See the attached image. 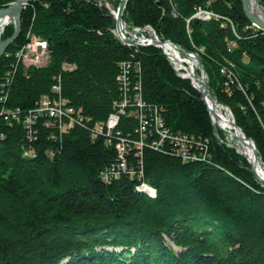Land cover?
Returning a JSON list of instances; mask_svg holds the SVG:
<instances>
[{
  "label": "trees",
  "instance_id": "1",
  "mask_svg": "<svg viewBox=\"0 0 264 264\" xmlns=\"http://www.w3.org/2000/svg\"><path fill=\"white\" fill-rule=\"evenodd\" d=\"M122 17L197 53L212 97L264 162V30L240 0H127ZM20 21L18 38L0 54V108L59 95L74 124L65 132L39 118L30 140L21 123L0 115V264H264V181L245 156L216 141L200 93L158 47L121 42L112 15L88 0L34 1ZM29 28L47 41L46 64L24 67L15 55ZM13 30L5 26L2 37ZM136 92L146 114L155 109L162 128L203 157L183 162L170 140L159 148L143 140L136 157ZM124 98L116 127L131 139L126 159L154 197L137 191L126 171L108 182L99 176L119 160V136L105 143L91 129Z\"/></svg>",
  "mask_w": 264,
  "mask_h": 264
},
{
  "label": "rangeland",
  "instance_id": "2",
  "mask_svg": "<svg viewBox=\"0 0 264 264\" xmlns=\"http://www.w3.org/2000/svg\"><path fill=\"white\" fill-rule=\"evenodd\" d=\"M88 2H91V3H93V5H95L97 8H99V9H101V10H103V11H106L108 14H110V15H112V17H113V19L115 18V16H114V12H115V10H116V7H117V5H118V3H119V0H88ZM127 2V1H126ZM29 3H31V2H29ZM29 3H27V4H29ZM260 5V4H259ZM26 6V4L24 5V7ZM23 7V8H24ZM262 7V6H261ZM264 9V8H263ZM23 10V9H22ZM123 15V14H122ZM124 20V19H123ZM124 22H125V24H126V26L125 27H127L128 28V33L129 34H126L125 36H127L128 38H130V39H133V40H136V42H138V43H140V41L141 40H145V38H150V37H152V38H155V33H157L152 27L151 28H149L148 27V29L151 31V36L147 33V31H144V27L143 26H136V25H134V24H131V23H128V22H126L125 20H124ZM9 25V24H8ZM7 26V25H6ZM143 27V28H142ZM142 28V29H141ZM139 29V30H138ZM155 31V32H154ZM112 33H113V35L116 37V38H118L121 42H123L121 39H120V37H119V34L117 33V31H116V28H115V20H114V28H113V30H112ZM37 37L39 38V41H45V47L44 48H42V46H39V45H36V41L35 40H37ZM158 37V36H157ZM7 38V37H6ZM2 39H4L3 37H2V35L0 36V41L2 40ZM141 39V40H140ZM159 39H166V38H162V37H160L159 36ZM26 43V45H27V43H31V47H29V48H27V50L26 49H24V56H22L21 57V60H20V62H22V64L24 65V67H28V66H36V65H43V64H46L49 60H50V54H49V51H48V44H47V41L45 40V39H43L42 37H39V36H37V34H35L34 32H33V30L32 29H30L29 28V30L26 32V35H25V41L23 42V44L21 45V46H23L24 44ZM124 43V42H123ZM124 44H127V43H124ZM127 45H129V44H127ZM147 45H149V44H147ZM147 45H143V46H147ZM20 46V47H21ZM36 46H37V48H36ZM129 46H132V45H129ZM135 46H137V45H134V46H132V47H135ZM151 46H154V45H151ZM19 47V48H20ZM141 46H139L138 48H140ZM19 48L15 51V55H16V52L19 50ZM160 50H161V52H162V54H164V51H163V49H161V48H159ZM196 57H198V56H196ZM195 57V58H196ZM199 58V57H198ZM200 60V59H199ZM199 60H197L196 59V61L194 60V61H192L191 63H189V64H183V66H181V68H179V69H177V68H173L172 67V69H173V71H174V73H175V75L177 76V77H179V78H181V79H185V80H188V81H190V84H191V86L194 88V89H196L198 92H199V90L197 89V87L195 86V84L196 83H198V82H200L201 80H202V68H203V66H202V64H201V62L199 61ZM188 66H190L191 67V69H192V71H193V74H194V78H191L190 76H189V73H188V71H187V67ZM204 69V68H203ZM205 71V70H204ZM121 75H123V74H121ZM6 78H7V75H6ZM124 79H126V78H124ZM194 80L196 81V82H194ZM207 80V79H206ZM54 86V85H53ZM52 86V87H53ZM52 87H51V89H52ZM209 90V89H208ZM53 92V91H52ZM139 92V91H138ZM138 92H136V94H135V96H134V99L136 100V104H137V106L139 107L138 108V110L137 111H134V112H132V111H130L129 112V114L130 115H133V116H135L136 118H138L139 119V116H140V112L141 111H143V107H144V105H143V102L141 101L142 99H140L141 98V96L138 94ZM200 93V92H199ZM45 95V94H44ZM201 95V94H200ZM43 96V95H42ZM41 96V97H42ZM41 97H39V99L41 98ZM38 99V100H39ZM37 100V101H38ZM203 101V100H202ZM204 102V101H203ZM126 103H127V101H125V98L122 100V102L120 103V104H117V103H112V106H113V109H115V111H112V112H110L109 114H108V117H107V119L104 121V122H95L94 123V125H93V127H92V129H91V134H90V136H92V138H96L95 136H94V134H93V130L95 129V127L97 126V125H101L102 126V131L98 134V135H100V136H103V139H104V142L105 143H109L110 142V140L112 139V137L113 136H119L118 138H116L117 139V141H116V143H120L121 141H127V140H130L131 141V139L130 138H125V137H123V135H122V133H120L118 130H117V127H116V123H117V121H116V123L114 124V122L112 121V115H117V117L119 116V113H122V114H124V111H125V106H126ZM205 103V102H204ZM35 104V103H34ZM206 105V104H205ZM221 105V104H220ZM36 105H33L31 108H27V109H23V108H20L18 111H20L22 114H23V116H25V119H23L22 117L20 118V120L19 121H15V122H19V123H21V126L23 127V129L25 130V134L27 135L28 134V131L31 129V128H33V126L36 124V123H30L32 120H29V119H27L26 118V116H28L27 115V113H28V111L29 110H31V109H33L34 107H35ZM223 106V105H222ZM225 107V106H224ZM226 108V107H225ZM16 108H14V107H10V108H8V107H4V106H2L1 108H0V110H3V111H11V110H15ZM206 109H207V105H206ZM227 109V108H226ZM208 111V110H207ZM229 111V110H228ZM144 112V111H143ZM145 113V112H144ZM209 113V112H208ZM229 113H230V115H231V112L229 111ZM146 114V113H145ZM0 115L2 116V118L4 119V120H6L5 118H4V114H2V113H0ZM147 116L148 115H150V116H153V119L156 117V116H158V115H160L159 113H157L156 112V110L154 109L153 110V113H147L146 114ZM19 117V116H18ZM231 117H232V115H231ZM44 118H46V117H44ZM51 118H53V117H51ZM57 118V119H56ZM56 118H53L52 120L53 121H51V122H55L56 123V126L59 128V124H61V131H68L69 129H71L72 128V126H73V124L74 123H72L71 122V124H69V121L67 120V119H62V120H60L58 117H56ZM210 119H211V117H210ZM55 120V121H54ZM117 120H118V118H117ZM232 121L234 122V120H233V118H232ZM49 120H46L45 121V119H44V121H42L41 123H43L45 126H47V125H49ZM107 122H108V125H109V128H110V131H107ZM211 122H212V119H211ZM65 123V124H64ZM213 123V122H212ZM148 130H149V132H151V133H145L144 134V137L139 133V139L140 138H142V140H148L149 141V143H150V145H151V142L153 141L152 140V138H151V134H153V133H156V130H155V127H153L152 129L151 128H148ZM221 132L222 134H223V138L224 139H221L220 138V136H219V133L218 132ZM31 133V135L33 136V133H32V131L30 132ZM103 134H105V135H103ZM178 135V134H177ZM214 135H215V138H216V141L218 142V143H224V144H226V145H228V146H231V147H233L234 145H233V143L230 141V139H228L227 138V134L224 132V131H222L221 129H217V131H215L214 132ZM52 136V135H51ZM34 137V136H33ZM31 139H33L32 137H31ZM138 139V140H139ZM128 142V146H127V149L128 148H130V143H129V141H127ZM133 142H135L136 143V141L135 140H133ZM116 143H115V148H116V151L118 152V157H119V160H120V156H119V151H118V149H117V146H116ZM133 148L134 149H136L137 150V147L135 146V144H133ZM235 149H237V147H234ZM238 150V149H237ZM27 153L28 154H30V155H33V152L29 149L28 151H27ZM136 155V157L137 156H139V154H138V152H136L135 153ZM133 156H134V154H133ZM134 156V157H135ZM248 161V160H247ZM116 163V162H115ZM127 163H128V165H129V161H128V159H127ZM248 163H250L249 161H248ZM114 163H111V164H109V165H107L104 169H102V171L103 170H105L107 167L108 168H111V166L113 165ZM121 170V169H120ZM101 172V171H100ZM100 172H99V176L101 177V175H100ZM128 175V174H127ZM103 177V176H102ZM128 177V176H127ZM105 178V177H104ZM129 178V177H128ZM115 179V178H114ZM131 179V178H130ZM101 180L102 181H105V182H108L107 180H103L102 178H101ZM134 185H136L135 183H134Z\"/></svg>",
  "mask_w": 264,
  "mask_h": 264
},
{
  "label": "built area",
  "instance_id": "3",
  "mask_svg": "<svg viewBox=\"0 0 264 264\" xmlns=\"http://www.w3.org/2000/svg\"><path fill=\"white\" fill-rule=\"evenodd\" d=\"M199 12H208V11L199 10ZM143 27H144V30L145 29L149 30L148 27L151 28L150 26H147V25H145ZM148 32H151V31L149 30V31H147V33ZM155 34H156L155 38H152V37L149 38L148 37V38H145V40L140 39L141 40L140 43H142L143 45H147L154 40H157V41L161 40V41H164V43H162V44L173 45L176 48L180 47L179 45L173 43L169 39H163V40L159 39V36L157 35V33H155ZM35 41H36V45L42 46V48L45 47V41H39L38 37H37V40H35ZM134 41H136V40H134ZM29 47H31V43H27V45L25 43L23 46H21L19 48V50L16 52V57L19 60H21V57L24 56V49L27 50V48H29ZM36 48H37V46H36ZM135 48H138V47L135 46ZM181 49H182V47H181ZM175 51L178 53V50H175ZM185 53L190 54L194 57H196L195 55H197V53L192 52V51H186ZM164 56L168 60V62L171 64V67H173L174 69L175 68L179 69V68H181V66H183L181 64V62L170 58L165 52H164ZM121 78H123V76H121ZM6 81H9V75H7ZM52 90L55 93H59V87L56 85H54L52 87ZM64 103H65L64 98H61L59 95L57 97H55L54 95H46L45 94L38 101L35 102L36 106L33 109L28 111V113H27L28 116H26V118L29 120H32L30 123L33 124V123H36V121L42 117H53V118L58 117L60 120H62L64 117L65 118L67 117L69 124H71V122L72 123L74 122V119H72V116H71L72 109L70 107H67ZM19 109L20 108L17 107L15 110H11L8 112L0 110V112L5 115L4 118L6 119V121H9V122H10V120L19 121L21 117L23 119H25V116H23V114L20 111H18ZM148 116L143 111L140 112L139 130H140V134L144 137L145 133H151V132H149L148 128L152 129L153 127H155L156 133L158 135L157 136L158 139L153 140L151 142V146H153L154 148L162 147L165 140H170L172 142H175V145H176L175 151L181 157L182 161L186 160V158L190 157V156L202 155L201 153L196 154V152L191 151V149L189 148L188 141L182 135H170L168 133L167 129L162 128L161 116L158 115L154 118V126L153 127L150 126V118ZM117 118H118L117 115H112L111 119L114 122V124L116 123ZM78 119H79V117H78ZM58 126L60 128L61 124H59ZM31 129L28 131V134H27L30 140H31V137L33 139H35V136L33 135L34 136L33 137L30 133L32 131ZM101 131H102V126L97 125L95 127V129L93 130L94 136L96 137ZM107 131H110L108 122H107ZM142 142H143L142 138L137 140L136 143L133 142V144H135V146L137 147L138 154L141 153ZM116 146H117V149L119 151L120 160H118L116 163H114L111 166V168L107 167L105 170L101 171L100 172V175H101L100 178L108 181L111 178H117L121 174V172L126 171V173L129 175V178H131L135 183L142 182V178H141L142 171L140 169H138V171H136L137 168H135L136 169L135 170L133 167H130L131 165H128V163H127L126 155L128 152V149H127L128 142L127 141H121L120 143H116Z\"/></svg>",
  "mask_w": 264,
  "mask_h": 264
},
{
  "label": "bare ground",
  "instance_id": "4",
  "mask_svg": "<svg viewBox=\"0 0 264 264\" xmlns=\"http://www.w3.org/2000/svg\"><path fill=\"white\" fill-rule=\"evenodd\" d=\"M249 9L251 12L258 17L259 19H264V9L259 5V3L256 0H249ZM198 15H202L203 18H208L213 16L210 12H198ZM16 16V10L10 9L3 14L0 15V36L4 31V28L8 24L14 25V19ZM144 31H149L145 29ZM118 34L120 37H124L128 33V28L124 27L122 24L118 25ZM149 35H151V32H148ZM161 48L164 50V52L172 59H175L181 64H189L192 61H196V58L190 54L184 53L182 51H189L184 48L181 49V47L176 48L173 45H167L162 44ZM178 50V53L175 51ZM193 52V51H192ZM187 71L189 73V76L191 78H194L193 71L190 66L187 67ZM194 82H196L194 80ZM201 82H198L195 84V86L198 89H201L202 85ZM215 99L208 98L206 99V105L209 110V115L212 119V122H214V125L217 126L219 129L224 131L227 134V138L230 139V141L233 143V147H237L235 149L237 152L241 153L243 156L246 157V159L252 164L254 170L256 171L257 175L260 178H264V167L258 163L257 159L254 156L253 147L251 145V141L246 140L244 138L243 132L237 129L234 126V123L232 122V117L224 106L220 103H218ZM198 157H203V155H194L187 157L186 160H183V162H188L192 160H197ZM135 189L141 193L148 194L152 197L155 196V190L154 188L145 180L142 179V182L135 183Z\"/></svg>",
  "mask_w": 264,
  "mask_h": 264
},
{
  "label": "water",
  "instance_id": "5",
  "mask_svg": "<svg viewBox=\"0 0 264 264\" xmlns=\"http://www.w3.org/2000/svg\"><path fill=\"white\" fill-rule=\"evenodd\" d=\"M34 1H38V0H14L9 5H7L5 7H0V15L3 14V12H5L7 10H10V9H15L16 10V16H15V19H14V30H13V32H12V34L10 36H8L7 38H4V39H2L0 41V54L5 51V49L7 48V46L9 44H11L12 42H14L18 38V36L20 34V28H21L20 16H21L22 9H23V7H24L25 4H27L29 2H34ZM126 1L127 0H119V3H118V5L116 7V10L114 12V16H115V18H114V20H115V28H116L117 33H118V25L119 24H122L124 27L126 26V24H125V22L123 20V17H122L123 10H124V7L126 5ZM256 1L258 2V0H256ZM240 2H241V6H242L243 13L246 16V18L250 21V23L252 25L256 26L257 28L264 30V19H259L258 17H256L251 12V10L249 9V0H240ZM120 39L124 43H127V44L132 45V46H134V45H137V47H139V46L142 47L143 46L142 43H138V42L134 41L133 39L128 38L127 36L120 37ZM162 43H164V41L154 40V41L150 42L149 45H155V46H157V47L160 48L161 45H162ZM182 51L184 53L186 52L185 50H182ZM195 56H198V55H195ZM196 59L199 60L198 57H196ZM201 85H202L201 89H198V88L197 89L199 90V92L201 94V99L206 104L207 97L208 98H211V99H213V97H212L210 91L208 90V84H207V80H206V74H205V71H204L203 68H202V82H201ZM207 110H208V108H207ZM208 112H209V110H208ZM213 124H214V122H213ZM234 126L237 129H239L240 131H242L235 123H234ZM214 129H215V131H217L218 127L214 125ZM243 135H244V138L246 140L251 141V145L253 147L254 156L257 159L258 163L261 164L264 167V162L259 157V155L257 153L256 146H255L253 140L251 138H249V137H246V135L244 133H243ZM250 169L254 172V174L261 181H264V178L262 179V178H260L257 175V173L254 170L252 164H250Z\"/></svg>",
  "mask_w": 264,
  "mask_h": 264
}]
</instances>
